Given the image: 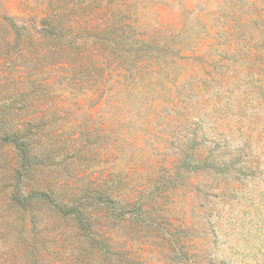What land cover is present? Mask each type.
I'll use <instances>...</instances> for the list:
<instances>
[{
	"label": "rangeland",
	"instance_id": "rangeland-1",
	"mask_svg": "<svg viewBox=\"0 0 264 264\" xmlns=\"http://www.w3.org/2000/svg\"><path fill=\"white\" fill-rule=\"evenodd\" d=\"M0 264H264V0H0Z\"/></svg>",
	"mask_w": 264,
	"mask_h": 264
}]
</instances>
